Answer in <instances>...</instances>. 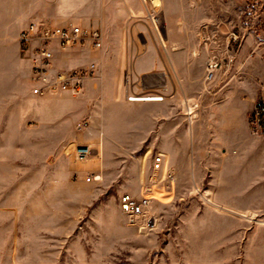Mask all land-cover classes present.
I'll return each mask as SVG.
<instances>
[{
	"label": "rangeland",
	"instance_id": "obj_1",
	"mask_svg": "<svg viewBox=\"0 0 264 264\" xmlns=\"http://www.w3.org/2000/svg\"><path fill=\"white\" fill-rule=\"evenodd\" d=\"M173 1L168 8L160 0L166 23L168 11L187 4ZM200 1L204 11L222 13V50L206 60L204 90L222 89V107L248 117L264 97V0ZM123 9V0H0V264H264V192L228 193L235 179L222 185L210 164L200 177L177 166L174 183L154 184L164 134L146 102L155 98L143 95H162L164 107L171 95L141 90L136 64L153 52L168 61L171 33L168 25L155 29L147 7ZM32 22L103 31L100 50L56 56V69L98 63L81 92L32 93L30 50L20 40ZM214 56L221 67L206 80ZM162 69L161 62L148 71ZM166 75H158L161 84ZM127 101L143 107L132 111ZM89 145L90 154L77 158ZM172 164L164 163V172ZM89 173L100 178L87 181ZM147 187L152 223L147 216L130 224L121 195Z\"/></svg>",
	"mask_w": 264,
	"mask_h": 264
},
{
	"label": "crops",
	"instance_id": "obj_2",
	"mask_svg": "<svg viewBox=\"0 0 264 264\" xmlns=\"http://www.w3.org/2000/svg\"><path fill=\"white\" fill-rule=\"evenodd\" d=\"M169 2L166 0L168 8ZM186 2L185 8L166 14L171 33L168 61L159 60L153 52L136 64L141 90L161 94L169 90L171 95L169 107H164L162 100L146 101L154 107L151 113L160 118L158 124L164 134L157 154L162 155L164 163L170 161L174 168L191 171L197 177L210 164L217 178L222 173V185L229 186L230 179H235V190H228L230 194L262 193L264 136L251 132L250 114L240 118L237 108L222 107V89L210 93L204 90L206 60L211 50H222V13L204 11L200 0ZM123 4V10L129 13L146 11L144 0H123ZM203 34L213 36L218 43L205 42ZM161 62L164 69L148 71ZM160 73H167L164 84L160 83ZM125 103L132 111L136 106L143 107Z\"/></svg>",
	"mask_w": 264,
	"mask_h": 264
},
{
	"label": "built area",
	"instance_id": "obj_3",
	"mask_svg": "<svg viewBox=\"0 0 264 264\" xmlns=\"http://www.w3.org/2000/svg\"><path fill=\"white\" fill-rule=\"evenodd\" d=\"M148 17L158 32H162L166 26V19L161 9L160 0H144ZM158 1V2H157ZM35 39L33 46L30 40ZM20 40L23 48L30 50L31 80L33 82L32 93L35 95H48L57 92H68L76 95L82 91L84 79L98 71L99 65L91 62L86 67L71 69H56L55 60L58 53H71L86 47L100 50L104 44V34L99 27L84 26L81 24H65L60 26L40 27L32 22L21 31ZM221 67L218 57L208 59L206 66V80H213L216 71ZM163 99L162 95H156ZM87 124V122H85ZM250 130L264 136V97L255 100L249 115ZM91 147H81L76 151L77 158H85L90 154ZM163 176L159 179V173ZM153 182L155 185L174 183L177 179L176 168L164 172L162 155L158 154L153 161ZM100 178V175L89 173L87 181ZM147 187L145 193L136 195L129 192L121 195L120 208L130 224H138L141 219L148 216L152 203V197ZM147 225L151 224V218L146 219Z\"/></svg>",
	"mask_w": 264,
	"mask_h": 264
},
{
	"label": "bare ground",
	"instance_id": "obj_4",
	"mask_svg": "<svg viewBox=\"0 0 264 264\" xmlns=\"http://www.w3.org/2000/svg\"><path fill=\"white\" fill-rule=\"evenodd\" d=\"M143 96H148V97H154L155 98V100H159L160 99V97H156V95H143ZM143 96H141V97H143ZM139 95H132V96H129V100H135V101H138V100H143V99H139Z\"/></svg>",
	"mask_w": 264,
	"mask_h": 264
}]
</instances>
